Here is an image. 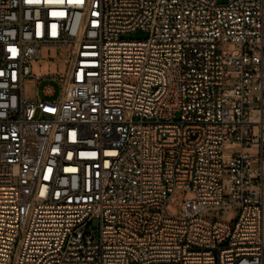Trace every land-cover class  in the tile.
<instances>
[{
  "label": "built area",
  "instance_id": "obj_1",
  "mask_svg": "<svg viewBox=\"0 0 264 264\" xmlns=\"http://www.w3.org/2000/svg\"><path fill=\"white\" fill-rule=\"evenodd\" d=\"M0 264H264V0H0Z\"/></svg>",
  "mask_w": 264,
  "mask_h": 264
},
{
  "label": "rangeland",
  "instance_id": "obj_2",
  "mask_svg": "<svg viewBox=\"0 0 264 264\" xmlns=\"http://www.w3.org/2000/svg\"><path fill=\"white\" fill-rule=\"evenodd\" d=\"M221 2H226V0H220ZM148 37V33L143 30H138L136 32L127 34L124 36L125 39H144ZM69 69V55L62 49L56 47H44L42 48L40 60L30 63L31 76L28 77L26 81V95L28 98L35 97V89L37 85V79L41 78L38 85V98L40 100L54 101L56 100L62 88L61 78L67 75ZM130 82H137V77L128 78ZM47 86H52L55 89L54 96H46L45 88ZM40 116V113H38ZM181 198H191V194L185 191L180 192ZM181 206L176 202H171L166 207V213L168 215H176ZM224 209L223 213L220 211ZM203 215L210 219H220L222 221L234 224L238 218L239 212L233 206L225 207H211L204 211Z\"/></svg>",
  "mask_w": 264,
  "mask_h": 264
}]
</instances>
